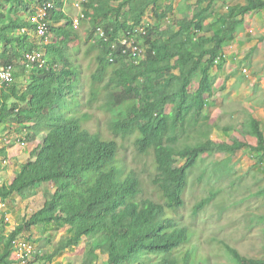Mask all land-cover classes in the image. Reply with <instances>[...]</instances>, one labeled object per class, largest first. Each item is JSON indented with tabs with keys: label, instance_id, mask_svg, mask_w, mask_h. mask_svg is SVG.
Instances as JSON below:
<instances>
[{
	"label": "trees",
	"instance_id": "trees-1",
	"mask_svg": "<svg viewBox=\"0 0 264 264\" xmlns=\"http://www.w3.org/2000/svg\"><path fill=\"white\" fill-rule=\"evenodd\" d=\"M70 1L0 0V43L5 44L0 68H13L12 82L2 85L0 123H15L17 133L23 127L27 143L45 134L12 182L0 180V202L13 193L28 199L38 189L44 200L9 236L3 233L7 225L2 219L0 264H14L12 241L23 230L52 223L65 225L69 236L58 242L49 259L85 238L83 264L103 255L107 264H140L151 257L146 264H211L212 256L198 244L197 230L181 215L190 174L205 154L233 155L248 147L264 155V134L250 119L243 135L256 139L254 147L237 140L214 143L209 137L212 126L199 120L205 95L215 92L210 70L224 66L222 44L244 16L264 9V0H240L243 4L226 6L215 19V3L226 0H197L192 17L166 26L160 42L150 41L155 27L141 25L160 0H80L90 24L87 39L94 40L91 46L97 50L89 78L73 52L82 36L73 24L75 14L66 7ZM47 2L53 4L48 13L53 42L48 45L31 22L37 8ZM171 11L169 3L166 11L153 15L159 23ZM208 19L212 21L206 24ZM220 20V32L201 36ZM138 27L141 42L136 44L146 49L142 62L118 45L111 47ZM41 47L42 66L28 64L24 56ZM196 77L198 88L190 92ZM20 78H25L23 83ZM119 105L122 113L117 116L113 112ZM48 184L52 191L45 187ZM208 202H198L193 215ZM226 247L235 264H264V259L247 258Z\"/></svg>",
	"mask_w": 264,
	"mask_h": 264
},
{
	"label": "rangeland",
	"instance_id": "rangeland-1",
	"mask_svg": "<svg viewBox=\"0 0 264 264\" xmlns=\"http://www.w3.org/2000/svg\"><path fill=\"white\" fill-rule=\"evenodd\" d=\"M79 1L71 0L72 5L68 3L66 6L75 14L74 18L79 17L80 14V10L75 7ZM196 1L160 0L153 11L163 13L169 3H171L172 11L167 12L166 18L159 23L153 11L148 10L141 25L155 27L156 30L150 41H162L167 33L166 26L185 16L192 17ZM229 1L226 0L228 4L220 1L215 3L213 19L222 9L225 10L226 6L243 4L240 0ZM211 21L212 19H208L206 24ZM221 25L223 20H220L212 31L202 33L201 36L210 38L212 34L220 32ZM157 27L160 32L157 31ZM78 31L81 33L82 41L78 49H73V52L84 66L85 78H89L96 67L97 50L91 46L94 40L87 39L91 31L87 18L80 22ZM262 36L264 37V9L244 16L242 23L235 27V32L222 44L224 70L216 69L215 66L211 68L216 90L213 97H205L207 104L199 121L213 124L211 126L215 129L210 133V137L216 143L231 144L234 140H238L253 147L255 140L242 136L239 132L241 128L238 119L240 117L242 122L246 115H252L262 122L264 134V38H259ZM43 42L48 45L53 42V39L48 36ZM4 49L5 44L0 43V53ZM40 52L45 55L43 47L40 48ZM89 53L90 55L86 56ZM206 61L205 57L201 70L205 68ZM228 75L231 77L226 79ZM24 80L25 78H20L18 82L23 83ZM224 81H226L225 89L222 90L220 88ZM197 83L196 77L189 87L190 91L195 90ZM2 90L3 87L0 86V94ZM120 111L122 108H116L113 114L120 116L122 113ZM102 122L106 123L107 119L102 118ZM17 127L11 121L0 123V180L6 185L12 182L14 173L20 169L28 154L41 143V138L45 135L41 133L36 141L26 143L24 128L19 127L17 133ZM227 127L229 130H225ZM130 153L131 151H129V159ZM183 162H179L177 166ZM198 163L199 165L195 166V170L190 174L189 188L181 215L184 222L200 231V247L203 251L210 252L211 264H235L224 248L217 247L220 241L238 250L244 257L264 259V192L262 193L264 191V155L243 147L233 155L225 152L205 154ZM202 174L203 177L199 181V176ZM148 177L145 175V180ZM45 187L50 191L53 190L51 184ZM22 198L17 193H13L6 201L0 202V227L3 219V223L7 225L5 233L21 225L24 219L28 220L42 207L44 201L41 189L36 190V194L28 199ZM205 199H209L208 205L194 216V206ZM68 236L69 230L65 225L52 223L44 227L31 225L28 230H23L19 237L34 243L37 258L33 264H83L84 255L88 249L85 238L76 247L49 259V255L56 249L58 242ZM152 260L153 257L149 260L141 259L140 264L150 263ZM92 264H107L106 256H99Z\"/></svg>",
	"mask_w": 264,
	"mask_h": 264
},
{
	"label": "clouds",
	"instance_id": "clouds-1",
	"mask_svg": "<svg viewBox=\"0 0 264 264\" xmlns=\"http://www.w3.org/2000/svg\"><path fill=\"white\" fill-rule=\"evenodd\" d=\"M82 1H79V2H77L76 4H75V7L78 9V10H80V14H79V17H76V18H74V21H73V24H74V27L75 28H79V26H80V22L81 21H84V19H85V13L87 12V10L86 9H84L83 8V6H82ZM50 5V7H47V10H46V16H45V18L44 19H42V20H38V22H33L32 20H31V22H33V23H35L36 24V27H37V35H38V37L42 40V42H43V40L44 41H46L47 40V37H48V35H49V22H48V13H49V10L53 7V4H52V2H47V3H45L44 5H42V6H40V7H38L37 8V12H36V14H34L33 16H36L37 15V13H39V10L41 9V8H43V7H45V6H47V5ZM32 18V17H31ZM41 24H43L44 25V30H43V32L42 31H39V29H38V25H41ZM140 27H138L137 29H135L134 28V30L133 31H128L127 33H125V34H123L121 37H119L116 41H117V43H115V41L114 42H112L111 43V47H112V49H115V47H116V45H118V46H120L121 48H123V50H122V52H127L128 53V55H131V47L129 46V44L127 45H122V40L123 39H125L126 41H127V43H133V46L135 45L139 50H140V53H139V56H137V57H133L132 55V57L133 58H135L138 62H142V61H144V59H145V55H146V53H145V48H144V46L142 45V43H140V45L138 46L137 44H136V42L138 41V42H141V36H140ZM102 34H103V32H101L100 30H99V28L97 29V35L101 38L102 37ZM143 34H145V33H143ZM38 53H40L41 55H43L40 51L38 52ZM141 56V57H140ZM224 56V55H223ZM43 59V58H42ZM44 62V61H43ZM40 66V65H39ZM42 66V65H41ZM12 67V66H11ZM216 67V66H215ZM224 67H225V61H224V66H223V69H221V70H224ZM3 68V67H2ZM1 69V68H0ZM216 69H218L217 67H216ZM12 70H13V68H12ZM210 75L213 77V79H214V81H215V78H214V75L213 74H211V70H210ZM228 77H231V75H228L227 77H226V79H228ZM194 82V81H193ZM192 82V83H193ZM225 82L226 81H224L223 83H222V87L220 88V89H222V90H224L225 89ZM190 87V86H189ZM198 88V83H197V87L195 88V90ZM214 88H215V90H216V87H215V82H214ZM194 90V91H195ZM189 91H190V89H189ZM194 91H190V92H194ZM214 95V94H213ZM213 95L211 96V97H213ZM205 97H207V98H211V97H208L207 95H205ZM103 103V102H102ZM205 103H206V99H205ZM207 104V103H206ZM211 105L213 106V103L211 102ZM111 107V106H110ZM119 108H122L120 105L118 106V109ZM120 112H122V111H120ZM250 119H253L255 122H257L258 124H259V120H257V119H255L252 115H246V117L244 118V119H242V122H241V118L239 117V119H238V122L240 123V128H241V130L239 131L240 132V134L242 135V136H244L243 135V133H246V130H248L249 129V120ZM208 124L211 126V125H213V124H211V123H209L208 122ZM213 129H215V128H213L212 127V129H211V132L210 133H212V131H213ZM246 129V130H245ZM225 130H229V128L227 127V128H225ZM263 132V131H262ZM211 136V134L209 135V137ZM247 137H249V138H252V139H254L255 140V145H256V139L254 138V137H252L251 135H246ZM210 139H211V137H210ZM212 140V139H211ZM26 141V140H25ZM213 141V140H212ZM238 141V140H237ZM214 143H216L215 141H213ZM240 142H243V141H240ZM27 143V142H26ZM245 143V142H244ZM254 145V146H255ZM253 146V147H254ZM208 204H206V206H207ZM200 212V211H199ZM199 214V213H198ZM195 216V215H194ZM192 228H194V229H196L197 230V234H198V244H199V246H200V243H199V241H200V238H201V234H200V231L197 229V228H195V227H192ZM226 246H228V245H225L222 241H220L219 243H218V245H217V247H221V248H224V250H226L227 251V247ZM228 247H230V246H228ZM201 248V247H200ZM232 248V247H231ZM234 249V248H233ZM202 250V249H201ZM238 251V250H237ZM208 252V251H207ZM239 252V251H238ZM210 253V252H209Z\"/></svg>",
	"mask_w": 264,
	"mask_h": 264
},
{
	"label": "built area",
	"instance_id": "built-area-1",
	"mask_svg": "<svg viewBox=\"0 0 264 264\" xmlns=\"http://www.w3.org/2000/svg\"><path fill=\"white\" fill-rule=\"evenodd\" d=\"M47 6L41 8L39 13L36 16H33L31 20L33 22H38V20H42L46 16ZM39 31L44 30V25H38ZM128 45L131 47V55L133 57L139 56L140 50L133 43H127L125 39L122 40V45ZM26 62L28 64L37 63L40 66L43 64L42 55L40 53H31L26 54L24 56ZM12 82V67H3L0 69V86ZM9 236V235H8ZM12 258L14 260V264H33L34 260L37 258L36 248L33 242L28 239L22 237H16L12 241Z\"/></svg>",
	"mask_w": 264,
	"mask_h": 264
},
{
	"label": "crops",
	"instance_id": "crops-1",
	"mask_svg": "<svg viewBox=\"0 0 264 264\" xmlns=\"http://www.w3.org/2000/svg\"><path fill=\"white\" fill-rule=\"evenodd\" d=\"M259 125H260L261 130L263 131V129H262V122L261 121L259 122ZM5 232H6V230L4 231V235L5 236H8L11 231H9L8 233H5ZM1 249H2V246H0V251H1Z\"/></svg>",
	"mask_w": 264,
	"mask_h": 264
}]
</instances>
